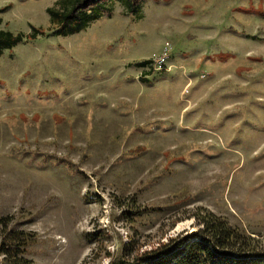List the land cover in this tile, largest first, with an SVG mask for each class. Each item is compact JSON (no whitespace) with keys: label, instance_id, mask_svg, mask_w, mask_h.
I'll list each match as a JSON object with an SVG mask.
<instances>
[{"label":"rangeland","instance_id":"1","mask_svg":"<svg viewBox=\"0 0 264 264\" xmlns=\"http://www.w3.org/2000/svg\"><path fill=\"white\" fill-rule=\"evenodd\" d=\"M58 1L0 0L23 37L0 55V242L23 231L32 264H108L212 214L264 251V0H113L67 36Z\"/></svg>","mask_w":264,"mask_h":264},{"label":"trees","instance_id":"2","mask_svg":"<svg viewBox=\"0 0 264 264\" xmlns=\"http://www.w3.org/2000/svg\"><path fill=\"white\" fill-rule=\"evenodd\" d=\"M113 0H61L47 8L54 34L67 36L85 29L88 23L99 17ZM132 13L143 0H116ZM1 22V20H0ZM39 31L32 29L30 37ZM23 40L22 35L0 29V55ZM197 232L183 237L170 238L157 247L141 251L131 239L122 244L118 256L108 264H264V251L257 249L254 239L212 214L199 221ZM32 242L29 234L10 230L0 242V255L7 264H32L25 257L26 248ZM111 255L108 254V257Z\"/></svg>","mask_w":264,"mask_h":264},{"label":"built area","instance_id":"3","mask_svg":"<svg viewBox=\"0 0 264 264\" xmlns=\"http://www.w3.org/2000/svg\"><path fill=\"white\" fill-rule=\"evenodd\" d=\"M169 44H165L160 55L150 60V66L153 70L161 71L165 69L166 62L168 60Z\"/></svg>","mask_w":264,"mask_h":264}]
</instances>
